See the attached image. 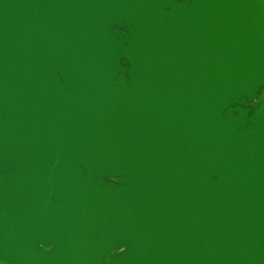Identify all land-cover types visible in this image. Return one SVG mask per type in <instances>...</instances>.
Listing matches in <instances>:
<instances>
[{
	"label": "water",
	"instance_id": "obj_1",
	"mask_svg": "<svg viewBox=\"0 0 264 264\" xmlns=\"http://www.w3.org/2000/svg\"><path fill=\"white\" fill-rule=\"evenodd\" d=\"M0 264H264V0H0Z\"/></svg>",
	"mask_w": 264,
	"mask_h": 264
},
{
	"label": "snow or ice",
	"instance_id": "obj_2",
	"mask_svg": "<svg viewBox=\"0 0 264 264\" xmlns=\"http://www.w3.org/2000/svg\"><path fill=\"white\" fill-rule=\"evenodd\" d=\"M40 247H43V244H40ZM120 251L122 252V251H124V249L121 248Z\"/></svg>",
	"mask_w": 264,
	"mask_h": 264
}]
</instances>
